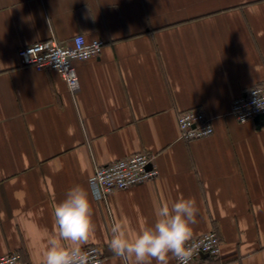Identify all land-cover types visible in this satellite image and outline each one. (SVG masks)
<instances>
[{"label":"crops","instance_id":"1","mask_svg":"<svg viewBox=\"0 0 264 264\" xmlns=\"http://www.w3.org/2000/svg\"><path fill=\"white\" fill-rule=\"evenodd\" d=\"M78 33L104 40L75 61L70 88L52 69L22 65L18 47ZM0 256L42 261L53 208L79 184L89 189L102 264L110 227L154 223V201L191 198L192 237L216 230L221 259L264 264V115L239 122L231 101L264 81V0H0ZM199 108L211 135L180 137V111ZM142 150L158 177L97 198V165ZM155 264V261H153ZM169 264H177L170 255Z\"/></svg>","mask_w":264,"mask_h":264},{"label":"built area","instance_id":"2","mask_svg":"<svg viewBox=\"0 0 264 264\" xmlns=\"http://www.w3.org/2000/svg\"><path fill=\"white\" fill-rule=\"evenodd\" d=\"M104 40L88 39L83 33L76 34L69 42H62L55 37L40 40L18 47L17 54L22 65H31L38 70L52 69L60 73L70 88L78 81L75 61L97 57L102 51ZM0 61V73L2 72ZM230 113L239 122H247L258 115H264V81L256 83L231 101ZM178 126L180 137L196 139L209 136L214 131L213 119L203 110L193 107L179 112ZM152 152L142 150L128 154L114 161L99 164L89 176L88 182L97 198H106L112 191L125 189L158 177L160 173ZM216 230H208L192 237L188 242L194 249L189 264L201 260L203 256L221 259L222 240ZM87 255V264H102L106 256L98 244L83 246ZM13 255H18L17 264H41L23 259L21 252L13 250L0 256V264ZM175 258V257H174ZM177 264L179 262L176 260Z\"/></svg>","mask_w":264,"mask_h":264},{"label":"clouds","instance_id":"3","mask_svg":"<svg viewBox=\"0 0 264 264\" xmlns=\"http://www.w3.org/2000/svg\"><path fill=\"white\" fill-rule=\"evenodd\" d=\"M198 214L191 198L154 201L155 220L150 226L132 233L124 221H113L109 249L123 264H169L170 255L179 264H189L194 249L188 242ZM92 216L89 189L79 184L71 187L53 208L55 231L47 238L41 264H87L82 248L94 231ZM18 259L13 255L5 264H17Z\"/></svg>","mask_w":264,"mask_h":264},{"label":"water","instance_id":"4","mask_svg":"<svg viewBox=\"0 0 264 264\" xmlns=\"http://www.w3.org/2000/svg\"><path fill=\"white\" fill-rule=\"evenodd\" d=\"M260 116H263V114H261V115H258V117H260ZM258 117H255V118H258Z\"/></svg>","mask_w":264,"mask_h":264}]
</instances>
